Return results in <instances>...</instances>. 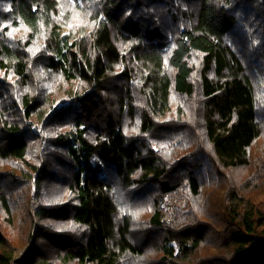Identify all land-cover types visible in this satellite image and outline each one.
I'll use <instances>...</instances> for the list:
<instances>
[{
  "label": "trees",
  "instance_id": "16d2710c",
  "mask_svg": "<svg viewBox=\"0 0 264 264\" xmlns=\"http://www.w3.org/2000/svg\"><path fill=\"white\" fill-rule=\"evenodd\" d=\"M0 264H264V0H0Z\"/></svg>",
  "mask_w": 264,
  "mask_h": 264
},
{
  "label": "rangeland",
  "instance_id": "374dc122",
  "mask_svg": "<svg viewBox=\"0 0 264 264\" xmlns=\"http://www.w3.org/2000/svg\"><path fill=\"white\" fill-rule=\"evenodd\" d=\"M64 32L67 33V32H68L67 29H64V30H63V33H64Z\"/></svg>",
  "mask_w": 264,
  "mask_h": 264
}]
</instances>
